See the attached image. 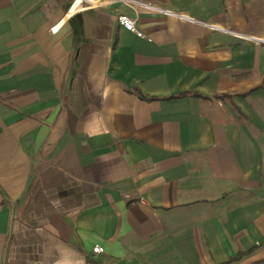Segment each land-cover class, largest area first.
<instances>
[{"label":"crops","instance_id":"obj_1","mask_svg":"<svg viewBox=\"0 0 264 264\" xmlns=\"http://www.w3.org/2000/svg\"><path fill=\"white\" fill-rule=\"evenodd\" d=\"M0 264H264V0H0Z\"/></svg>","mask_w":264,"mask_h":264},{"label":"built area","instance_id":"obj_2","mask_svg":"<svg viewBox=\"0 0 264 264\" xmlns=\"http://www.w3.org/2000/svg\"><path fill=\"white\" fill-rule=\"evenodd\" d=\"M162 13H166V14H170L169 12H166V11H162L160 10ZM117 22L119 23V25L126 29L127 31L135 34L137 37H143V34L136 28L135 26V22L128 16L126 15H119L117 17ZM92 252L93 253H99V252H102V248L99 247V246H95L93 249H92Z\"/></svg>","mask_w":264,"mask_h":264}]
</instances>
